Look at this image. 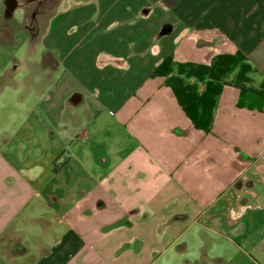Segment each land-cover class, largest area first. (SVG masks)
<instances>
[{"label":"crops","instance_id":"crops-1","mask_svg":"<svg viewBox=\"0 0 264 264\" xmlns=\"http://www.w3.org/2000/svg\"><path fill=\"white\" fill-rule=\"evenodd\" d=\"M41 35L37 117L0 135V264H264V96L225 86L206 132L152 76L241 51L260 88L264 0H53Z\"/></svg>","mask_w":264,"mask_h":264},{"label":"rangeland","instance_id":"rangeland-1","mask_svg":"<svg viewBox=\"0 0 264 264\" xmlns=\"http://www.w3.org/2000/svg\"><path fill=\"white\" fill-rule=\"evenodd\" d=\"M8 4V0H0V135H14L25 118L32 121L33 117H37V111L34 112L37 103L35 85L38 81L42 83V76L37 69L43 67V53L46 50L41 34L53 10V7H48V4L53 5V0H33L25 9L16 8L10 17L7 16ZM37 7L45 9V12L38 16L41 21L40 34L33 36L24 29V24L31 22L32 13ZM34 21L36 22V17ZM57 160L63 164L60 157ZM42 207L37 210L38 215L41 212L38 217H53L52 210L46 204ZM34 237L50 244L54 241L53 235H43V227L39 222L27 226L23 234L24 244L32 250L35 245ZM76 255L80 256L75 253L70 258Z\"/></svg>","mask_w":264,"mask_h":264},{"label":"trees","instance_id":"trees-1","mask_svg":"<svg viewBox=\"0 0 264 264\" xmlns=\"http://www.w3.org/2000/svg\"><path fill=\"white\" fill-rule=\"evenodd\" d=\"M236 70L235 76L231 78ZM254 70L246 55L236 51L220 53L209 63L176 62L173 55H169L154 70L152 76H167V84L176 93L194 126L209 132L213 124L216 98L225 86H235L242 94L252 92L264 96V83L260 88L249 86Z\"/></svg>","mask_w":264,"mask_h":264},{"label":"flooded vegetation","instance_id":"flooded-vegetation-1","mask_svg":"<svg viewBox=\"0 0 264 264\" xmlns=\"http://www.w3.org/2000/svg\"><path fill=\"white\" fill-rule=\"evenodd\" d=\"M8 1H10V0H8ZM30 1L32 2L33 0H26L24 2H20L19 0H16V1L11 0V3L8 4L9 9H7V11L9 13L7 14V16L11 17L13 12L15 11V9L18 7H23L25 9L26 7H28L30 5L29 4ZM13 4H16V7H15V9L12 10L11 7ZM48 7L51 8V7H53V5L48 4ZM41 9H38V7H37V9L32 13L33 19L31 20V22L24 24V29L27 30L28 32H30V34H32L33 36H36L38 33L40 34V31H41V27H40L41 21H40L38 16L44 15V12H45V9H43V8H41ZM35 17H36V22L34 21ZM50 18H51V15L49 16V19Z\"/></svg>","mask_w":264,"mask_h":264},{"label":"water","instance_id":"water-1","mask_svg":"<svg viewBox=\"0 0 264 264\" xmlns=\"http://www.w3.org/2000/svg\"><path fill=\"white\" fill-rule=\"evenodd\" d=\"M13 1H14V0H13ZM15 1H16V0H15ZM8 3H11V0L8 1ZM15 7H16V4H13L12 7H11V9L13 10V9H15Z\"/></svg>","mask_w":264,"mask_h":264}]
</instances>
